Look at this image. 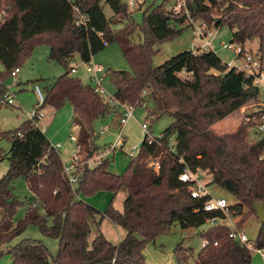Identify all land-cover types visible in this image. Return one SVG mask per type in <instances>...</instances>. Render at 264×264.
Segmentation results:
<instances>
[{
	"label": "trees",
	"instance_id": "obj_1",
	"mask_svg": "<svg viewBox=\"0 0 264 264\" xmlns=\"http://www.w3.org/2000/svg\"><path fill=\"white\" fill-rule=\"evenodd\" d=\"M185 1L189 15L186 9L175 13L165 4L154 5L144 13L139 26L123 0H3L7 16L0 21V65L4 69L0 82L23 66L36 45H47L48 60L63 65L66 73L48 91L43 108L59 111L71 103L81 146H95L94 124L111 114L120 118L121 112L95 88L72 78L69 65L75 55L90 62L112 44L120 46L131 67V72L107 73L115 87L114 98L135 107L150 105V115H170L174 122L151 143L145 136L124 174L111 173L110 161L105 160L95 168H81L76 186L70 184L59 152L38 125L26 121L15 131L3 133L11 148L9 172L0 179V247L35 225L44 236L59 240L54 264H148L147 245L175 224L189 230L225 217L221 211L204 210L209 197H191V184L179 179L187 170L205 171L211 177L209 185L232 195L236 203L230 204L229 213L240 217L241 227L242 218L256 216L253 203L264 204V136L250 138L249 127L243 125L225 134L213 129L247 104L262 102L254 78L230 67L213 51H185L157 67L153 59L158 45L192 28L191 21L204 22L212 29L226 25L232 31V43L243 47L258 39L259 51L264 53V0ZM103 3L113 11V18H107ZM80 16L85 21L78 24ZM121 23L123 30L113 29ZM137 31L145 37L141 43L133 42ZM259 58L263 61L264 55ZM5 93L1 88L0 100ZM20 177L27 182L32 198L26 201V218L15 223L21 203L9 184H4ZM123 189L128 194L122 211L112 202L102 214L79 198L101 191H109L115 198ZM105 219L125 230V237L113 244L99 230L90 244L92 222L99 229ZM229 233L227 226L213 225L202 235L209 244L196 258L192 248L179 244L175 249L177 264H191V260L193 264H251L253 252ZM255 247L264 248V224ZM9 254L12 264H51L48 248L32 240L10 248Z\"/></svg>",
	"mask_w": 264,
	"mask_h": 264
},
{
	"label": "rangeland",
	"instance_id": "obj_2",
	"mask_svg": "<svg viewBox=\"0 0 264 264\" xmlns=\"http://www.w3.org/2000/svg\"><path fill=\"white\" fill-rule=\"evenodd\" d=\"M75 3L76 0H69ZM136 5H131V0H123L127 5L129 12L133 13L134 21L137 25L142 26L144 20V13L154 5L165 4L168 11H171L176 6V0H135ZM104 12L107 18L114 17V13L111 8L103 3ZM119 19V18H118ZM197 25L204 23L201 21L196 22ZM114 30L121 31L124 29V25L117 24L112 26ZM195 28H185L184 31L160 45H158V54L154 57V65L161 66L167 60L172 57L185 52L191 51L193 47L201 45L200 37L195 34ZM214 33H217V37L214 40L215 52L224 63L231 67H240L242 63L238 61L237 54L231 50H225L224 44H232L233 34L228 26H222L219 29L214 28ZM133 42L141 43L144 41V35L137 31L132 35ZM246 52L252 53L257 57L264 55L259 51V40L247 42L245 44ZM50 48L45 44L36 45L33 54L30 58L25 60L23 66L6 76L0 82V89L5 88L6 92L9 91L12 95H15V105H1L0 103V179L6 177L10 169V161L8 159V153L11 148L9 139L2 137L3 133L15 131L24 122L29 121L28 113L32 111L38 104L37 97L35 95V87L41 88L45 96L48 91L55 85L60 77L65 75L66 69L63 65L49 61ZM95 65H100L104 69L105 73L109 71H127L131 72V67L124 58L121 48L118 44H112L108 46L104 51L100 52L91 60ZM264 69V59L262 61ZM85 63L80 59L78 55H75L74 59L69 65V71L72 67L79 68V74H71L72 78L80 80L84 85L95 87L91 81L88 73L85 71ZM264 71V70H263ZM4 69L0 65V76L3 75ZM184 78L185 75H182ZM14 78L17 82L14 83ZM103 88L106 90V96L115 95V87L110 81L109 76H105L103 82ZM107 101V98H105ZM261 102V101H260ZM260 102H251L237 111L230 118L217 123L213 129L218 134H225L236 131L241 125L249 127L247 129L250 138L258 139L262 135L258 132V128L255 126L254 121H248V117L257 111ZM151 106L138 105L134 110V117L129 123L122 128V134L126 137V145L123 149H117L109 154L106 161L109 160L110 164L108 170L117 175H122L126 172L132 158L129 156L133 147L137 146L138 154L141 149L142 142L145 138L146 132L143 131L142 125L147 124L150 128V134L154 138H158L162 133L174 122V118L170 115H164L160 117L152 116L149 114ZM74 107L71 103L67 102L65 106L56 111L53 108H45V118L38 123L40 129L46 134L51 146L56 147L58 145L61 148L57 149L64 165H70L73 162V158L77 152V145L71 141V137L79 136V129L73 123ZM120 118L113 114L107 116L103 120H99L94 124L96 139L93 147H82V154L87 152L105 151L106 148H110L117 140L120 133ZM108 127V130H107ZM105 130V134L100 133ZM79 138V137H78ZM171 141V143H173ZM106 152V151H105ZM154 162H158L154 159ZM157 160V161H156ZM210 177V176H209ZM209 179V178H207ZM211 179V177H210ZM8 181V180H7ZM9 188L12 195L21 203V206L16 211L14 216V222H22L28 212L27 199L32 198L27 182L24 178H14L9 181ZM209 189L214 198H225L229 204L233 205L236 200L228 192L222 190L218 186L211 184ZM127 189L121 190L114 198V195L109 191H101L94 195H82L79 198L85 203L96 208L100 213H105L110 204L113 202L114 207L123 209L124 201L127 197ZM0 210V220H1ZM98 221L101 219L97 217ZM239 224L240 217H233ZM52 221H49V225ZM243 229L245 230L247 237L251 244H255L258 237L260 228L262 226L259 219L250 214L245 218H242ZM213 225L206 223L200 228L183 230L179 224H175L171 227L170 231L162 234L154 243H149L145 249L146 262L148 264H177L175 257V249L179 244H183L185 248H192L194 257L203 248L202 235L207 232ZM241 226V225H240ZM100 232L113 244H118L125 237V230L115 225L109 219L103 220L99 229L95 222H92V234L89 238L90 244L95 236ZM24 240H32L35 242L43 243L50 252V263L54 264L53 258L56 256L59 249V240L44 236L39 227L35 225H29L25 232L18 238L14 239L11 243L0 247V264H12V258L9 254V249L15 247ZM194 260H191L193 264ZM251 264H264V258L259 253L253 252V258Z\"/></svg>",
	"mask_w": 264,
	"mask_h": 264
},
{
	"label": "built area",
	"instance_id": "obj_3",
	"mask_svg": "<svg viewBox=\"0 0 264 264\" xmlns=\"http://www.w3.org/2000/svg\"><path fill=\"white\" fill-rule=\"evenodd\" d=\"M135 0H131V5H136ZM186 9L187 14V2L185 0H176V6L173 8L175 13H179L182 10ZM7 16V10L4 7L3 0H0V21L3 22L5 17ZM81 20L78 24L83 23L85 18L80 16ZM192 26L195 28L194 32L199 37L203 39V45L199 48L193 47L192 51L194 53L212 51L214 49V40L217 37V33L213 32L212 28H209L207 24L201 23L197 25L195 21H191ZM223 48L225 50L234 51L237 54L238 61L242 63L240 67H235L239 72H242L247 78H254L253 85L257 86L261 91L262 102L259 104L257 111L252 115V117H248V121H254L255 126L258 128V132L264 136V69L263 63L259 57L253 55L252 53L246 52L245 47L238 43H232L230 45L224 44ZM85 63V71L88 73L91 81L95 85V90L100 96L105 100L107 98V102L117 111L121 112L120 117V133L117 137L116 142L110 147L106 148L105 151H95V152H87L82 154L81 144L78 142V137L72 136L71 141L77 145V152L73 158V162L70 165H64V171L66 177L68 178L71 185L76 186L78 184V172L81 168H95L103 163L109 154H112L113 151L117 149H123L126 145V137L122 134L123 126L127 125L129 121L134 117L135 106L121 103L114 98V96L108 95L106 96V90L103 88V82L107 73H105L104 69L100 65H95L92 61L84 62ZM19 69H15L12 71L14 73ZM71 74L78 75L79 68L72 67L70 70ZM17 80L14 78V83ZM35 95L37 97L38 104L37 106L28 113L29 121H31L34 125H38L40 121L45 118V109L43 108L46 102V96L41 90L40 87H35ZM1 105L13 106L15 105V95L11 94L7 91L3 98L0 100ZM143 131L146 132L145 136H148L149 142L155 140V138L150 134V128L147 124L142 125ZM108 130V127H107ZM101 135L105 134V130H103ZM174 149V146H170ZM56 150L61 148L60 145L54 147ZM138 151L137 146L133 147L132 152L130 153V157H135L136 152ZM156 168H159V164H155ZM209 176L205 171H197L192 172L187 170L183 175L179 177L180 181L185 184H191L190 187V195L193 199H201L209 197V201L204 206V210L206 212H216L221 211L224 213V218H215L210 220L209 223L212 225H224L227 226L230 230L229 237L234 241L240 243L241 245L247 247L250 251L254 253H259L264 258V248L258 249L255 247V244H251L249 238L243 227H241L237 221L233 219V216L229 213L230 204L225 198H214L209 189L210 180L207 179ZM209 241L205 240L203 242V247L207 246ZM215 246H218V243H214Z\"/></svg>",
	"mask_w": 264,
	"mask_h": 264
},
{
	"label": "water",
	"instance_id": "obj_4",
	"mask_svg": "<svg viewBox=\"0 0 264 264\" xmlns=\"http://www.w3.org/2000/svg\"><path fill=\"white\" fill-rule=\"evenodd\" d=\"M216 22H218V20H216ZM8 184H9V181H6L4 186L7 187ZM252 207H253V210L256 213V217L259 219L261 224H264V204L263 203L254 202Z\"/></svg>",
	"mask_w": 264,
	"mask_h": 264
},
{
	"label": "crops",
	"instance_id": "obj_5",
	"mask_svg": "<svg viewBox=\"0 0 264 264\" xmlns=\"http://www.w3.org/2000/svg\"><path fill=\"white\" fill-rule=\"evenodd\" d=\"M201 45H198L197 48L201 47L203 45V39L200 37ZM230 66V65H229ZM231 67V66H230ZM117 210L122 211L120 208L116 207ZM2 217V214H1ZM126 235V234H125Z\"/></svg>",
	"mask_w": 264,
	"mask_h": 264
}]
</instances>
